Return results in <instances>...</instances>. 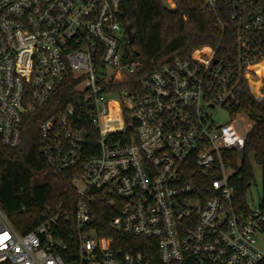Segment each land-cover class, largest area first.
<instances>
[{"label": "built area", "instance_id": "1", "mask_svg": "<svg viewBox=\"0 0 264 264\" xmlns=\"http://www.w3.org/2000/svg\"><path fill=\"white\" fill-rule=\"evenodd\" d=\"M218 2L206 0L212 10ZM123 3L0 0L2 143L19 147L25 117L66 85L82 95L40 129L46 166L75 173L73 221L58 212L21 234L0 207V264H264V199L248 195L241 206L232 164L236 152L241 166L253 126L238 109L244 71L264 63V0H225L231 59L198 48L117 93L116 83L141 67L125 49ZM223 111L224 124L216 121ZM126 115L135 123L129 137ZM92 191L120 202L113 228L156 241L157 260L97 237Z\"/></svg>", "mask_w": 264, "mask_h": 264}, {"label": "trees", "instance_id": "2", "mask_svg": "<svg viewBox=\"0 0 264 264\" xmlns=\"http://www.w3.org/2000/svg\"><path fill=\"white\" fill-rule=\"evenodd\" d=\"M166 0H124L118 20L131 30L134 43L126 42L127 56L141 64L136 74L123 83H116L114 91L136 90L142 78L176 60L188 59L195 49L212 47L219 56L232 58L235 51V31L229 20L225 0H219L216 10L207 7L206 0H177L173 10ZM127 40V39H126ZM130 82V83H128ZM244 93L238 109L252 122L238 167L237 153L232 163L238 170L233 180L237 201L245 206L255 182L253 163L262 169V197L264 199V63L244 71ZM74 85L62 88L40 111L25 117L22 143L17 148L5 146L0 140V207L11 224L21 234L33 231L46 219L65 214L71 224L79 202L74 180L75 173H54L40 153V129L51 116L63 112L81 99ZM128 137L135 123L126 115ZM95 203L91 229L97 237L114 241V248L124 253H142L157 260V242L127 236L115 230L112 221L119 215L120 202L92 191ZM207 196H211L208 193ZM88 201H91L90 199ZM9 264V263H5Z\"/></svg>", "mask_w": 264, "mask_h": 264}, {"label": "rangeland", "instance_id": "3", "mask_svg": "<svg viewBox=\"0 0 264 264\" xmlns=\"http://www.w3.org/2000/svg\"><path fill=\"white\" fill-rule=\"evenodd\" d=\"M80 89L84 90L85 85H82L80 87ZM229 118H230L229 113L223 111L216 116V121L224 124L229 120ZM248 122H250V121H248ZM253 172H254L255 182L250 189L249 197L250 198L252 197V199H254V201H255V204H257L259 202L260 198L262 197V169L260 166L253 163ZM250 201H251V199H250ZM260 243L264 247V239H261Z\"/></svg>", "mask_w": 264, "mask_h": 264}, {"label": "water", "instance_id": "4", "mask_svg": "<svg viewBox=\"0 0 264 264\" xmlns=\"http://www.w3.org/2000/svg\"><path fill=\"white\" fill-rule=\"evenodd\" d=\"M127 35H128V39H129V44L130 45H133V43H134V36L132 35V32H131V30L129 28L127 29Z\"/></svg>", "mask_w": 264, "mask_h": 264}]
</instances>
